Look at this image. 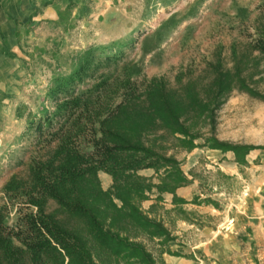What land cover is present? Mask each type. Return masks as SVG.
I'll use <instances>...</instances> for the list:
<instances>
[{"label": "rangeland", "instance_id": "rangeland-1", "mask_svg": "<svg viewBox=\"0 0 264 264\" xmlns=\"http://www.w3.org/2000/svg\"><path fill=\"white\" fill-rule=\"evenodd\" d=\"M128 5L131 17L111 18L116 22L113 28L107 26L111 20L106 19L103 24L100 18L82 21L64 33L47 29L39 33L42 38L39 43L47 49L40 52L31 66L32 78L19 87L17 115L24 117L23 127L6 142L0 141L3 231L17 236L18 246L21 243L16 238L24 239L27 235L26 217L34 214L35 208L20 193L6 194L4 184L11 176L27 182L32 156L46 157L52 151L55 143L49 144L48 138L43 139L35 129L39 115L44 110L53 112L55 107L56 101L46 93L55 77L69 75L78 56L94 48L93 73L76 86L75 92L85 91L108 78V89L102 97L106 101L115 98L127 78L139 92L155 79L162 80L165 92L173 100L188 93L208 101L212 99L217 76L221 72L231 73L233 85L217 104L211 103L208 112L199 114L190 98L189 102L184 100L187 113L180 120L189 132L197 135L196 147L183 146L177 139L179 134L174 135L166 128L143 135L146 146L178 162L193 189L185 201V209L165 208V201L155 188L146 192L147 198L139 203L145 215L163 224L170 239L149 238L136 228L125 233L142 242L157 264H165L161 261L163 253L179 254L189 259V264H264V230L259 224L263 220L264 228V0H132ZM121 8L128 9L125 2ZM115 30L119 39L108 40ZM47 37L57 38L58 45H47ZM105 56L113 59L107 62L103 60ZM238 80L255 95L241 89ZM210 137L230 145L253 147L246 154L251 162L235 159L239 164L233 173L220 170L212 160L225 151L209 148L205 142ZM87 138L79 140L82 151L89 148L85 146ZM161 174L141 176L156 184ZM97 176L104 190L111 186L109 174L99 171ZM151 199L154 201L149 204ZM210 205L216 211L209 210ZM45 211L54 213L65 227L86 235L82 223L62 212L55 201L47 200ZM176 236L185 242V249L174 246L180 244L175 241ZM93 254L98 264H116L107 251L97 255L93 250ZM21 264H31L28 252L23 253Z\"/></svg>", "mask_w": 264, "mask_h": 264}, {"label": "trees", "instance_id": "trees-1", "mask_svg": "<svg viewBox=\"0 0 264 264\" xmlns=\"http://www.w3.org/2000/svg\"><path fill=\"white\" fill-rule=\"evenodd\" d=\"M112 59L113 56H105L103 60ZM95 63L94 48L84 50L69 75L55 77L46 93L56 101L55 107L53 112L44 110L39 115L35 129L43 139L48 138L49 144H55L48 156H32L27 182L11 176L4 184L6 194L20 193L35 208V213L26 217L29 228L26 237L16 238L20 246L15 243L17 236L5 233L0 224V264H21L24 252H28L31 264H98L93 250L97 255L107 251L116 264L120 261L157 264L145 245L125 232L136 228L149 238L170 239L163 224L145 215L139 203L153 188L158 193H174L188 180L178 162L146 146L143 135L166 128L174 135L179 134L177 139L183 146L196 147L197 135L189 132L180 120L187 113L184 100L189 102L190 98L199 108V114H203L231 88L234 77L221 72L214 80L213 100L208 101L188 93L173 100L165 92L162 80L155 79L139 92L128 78L118 88L115 98L106 101L102 97L108 89V78H102L85 91L75 92L76 86L92 75ZM238 81L241 89L255 95L243 81ZM85 136H88L85 146L89 148L82 151L79 140ZM205 143L209 148L232 151L236 160L242 162L253 148L218 142L213 137ZM146 168L154 169L157 175L162 173L158 183L153 184L138 174ZM99 171L112 177V184L106 190L100 185ZM49 199L62 212L79 220L86 235L65 227L54 213H46ZM173 201L185 202L175 195Z\"/></svg>", "mask_w": 264, "mask_h": 264}, {"label": "crops", "instance_id": "crops-1", "mask_svg": "<svg viewBox=\"0 0 264 264\" xmlns=\"http://www.w3.org/2000/svg\"><path fill=\"white\" fill-rule=\"evenodd\" d=\"M132 0H0V141L6 142L10 135H16L21 132L23 116L17 115V99L19 98V87L24 80L32 78L33 71L31 66L34 61L40 56V52L47 49V46L40 44L42 39L39 33L44 30H59L67 32L73 25L78 26L82 21L92 22V20L100 19L111 20L110 28L116 24L115 18L118 16L129 19L131 17L128 11L131 9L128 5ZM136 1V0H134ZM125 2L127 10L122 9V4ZM123 10V11H122ZM132 11V10H130ZM90 20V21H88ZM113 31V30H112ZM116 34L112 33L107 37L108 40L119 39ZM47 45L56 47L58 39L54 37L45 38ZM46 47V48H45ZM55 49L52 51V56H55ZM257 155V154H256ZM252 156L251 160L256 157ZM219 159V160H217ZM212 162L218 166L220 170L226 173L235 170L237 164L235 155L231 152L222 153ZM247 164L251 161L248 155L245 156ZM155 171L151 168L142 169L138 174L147 177ZM192 188L189 185H184L176 188L174 193L163 192L161 199L165 201V208L173 209L176 206H181L185 209V203L179 204L173 202V195L176 198L189 200ZM154 199L148 200L149 204ZM178 203V204H177ZM211 206V205H210ZM209 210L216 211L211 206ZM227 217V216H226ZM261 222V223H260ZM263 220H259L261 230ZM184 224V222H182ZM192 226V224L190 225ZM248 227V226H247ZM244 231L247 228H243ZM245 235V234H243ZM174 243L177 248L185 249V242L180 241L177 236ZM181 242L183 245H181ZM181 253V251H180ZM193 254V252H192ZM161 261L165 264H189L191 261L178 255L162 254Z\"/></svg>", "mask_w": 264, "mask_h": 264}]
</instances>
